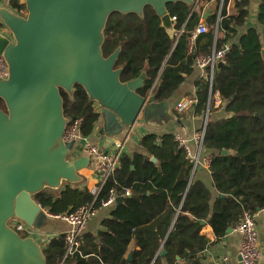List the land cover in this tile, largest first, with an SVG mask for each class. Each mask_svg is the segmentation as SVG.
Segmentation results:
<instances>
[{
    "label": "trees",
    "instance_id": "16d2710c",
    "mask_svg": "<svg viewBox=\"0 0 264 264\" xmlns=\"http://www.w3.org/2000/svg\"><path fill=\"white\" fill-rule=\"evenodd\" d=\"M212 1L200 0L197 6L184 1L167 4L171 17H176L175 30L184 29L177 39L169 35L152 6H145L142 17L135 12H114L105 27L103 53L107 57L121 47L115 66L122 68L121 80L146 73L140 93L151 91L161 102L192 73L198 56L230 46L212 85L213 94L218 92L221 100L218 108L224 107L228 115L208 120L204 139L211 154L214 191L195 178L193 164L174 134L148 133L139 142L146 154L123 153L99 196V207L112 189L122 197L103 218V229L96 234L83 232L80 252L66 259L65 234L53 236L42 246L48 264H203L202 253L210 241L201 233L202 221L221 239L239 224L244 211L257 213L264 206V0L259 4L258 26L240 32L249 18L252 0L235 2L233 14L227 12L225 0L220 21L217 23L215 12L207 21L209 31L192 41L205 6ZM9 5L18 14L26 13L21 0H9ZM196 88V109L206 112L209 106L212 111L215 101L213 95L210 101L208 79L199 78ZM61 94L65 115L70 120L81 118L82 133L91 134L100 118L95 102L81 85L75 86L73 96L63 89ZM0 108L6 110L2 98ZM92 198L88 187L72 184L34 195L51 214L70 212ZM164 249L167 252L161 256Z\"/></svg>",
    "mask_w": 264,
    "mask_h": 264
},
{
    "label": "water",
    "instance_id": "95a60500",
    "mask_svg": "<svg viewBox=\"0 0 264 264\" xmlns=\"http://www.w3.org/2000/svg\"><path fill=\"white\" fill-rule=\"evenodd\" d=\"M177 1L196 5L195 0H21L24 14L0 7L1 26L10 34L0 31V56L9 68L8 77H0V98L6 106L0 108V264H48L41 244L32 236L23 237L9 221L18 218L38 227L48 214L34 195L80 183V170L90 165L88 156L69 158L75 142L63 137L70 119L61 89L73 96L75 86L81 85L126 128L142 114L146 117L157 102L155 94L140 93L146 73L121 80L122 68L115 67L121 47L104 56L109 16L135 12L142 17L145 6H152L174 38L167 4ZM212 13L208 8L204 21Z\"/></svg>",
    "mask_w": 264,
    "mask_h": 264
},
{
    "label": "crops",
    "instance_id": "0c3cea01",
    "mask_svg": "<svg viewBox=\"0 0 264 264\" xmlns=\"http://www.w3.org/2000/svg\"><path fill=\"white\" fill-rule=\"evenodd\" d=\"M260 1L261 0H252L249 6V18L245 25L240 29V32H244L251 26H258L257 17ZM2 6L11 8L9 0H0V7ZM208 8L212 9V15L215 12L218 13V1L214 0L210 2L209 6L204 9L203 14ZM227 12L230 14L236 12L235 2H227ZM202 20H204L203 17ZM207 21L206 23L208 24ZM0 31L10 36L8 31L2 26L0 27ZM201 77H204V71L195 66L192 73L186 77L185 81L169 99L151 104L148 115L144 117L142 114L132 128L124 127L113 112L101 109L95 103L96 108L100 113V118L95 124L92 133L88 135L90 140L101 149H105L107 151H113L118 145H120V143H122L123 149L121 156L123 153L132 155L135 152L146 154V151L142 149L139 142L140 139L148 133H156L158 135L165 133H181L183 135L190 136L204 125L205 119H207V121H216L227 116L228 113H226L224 107L218 108L216 105L210 112L209 109H207L206 112H201L196 109V107L185 111H179L177 109V104L183 100V98L190 96L195 92L197 89L196 82ZM204 151L208 153L205 147ZM79 173L83 177L82 181L77 184H72V186L78 185L79 187L86 186L90 188L93 178V164L91 163L89 166L81 169ZM193 173L196 179L202 180L212 191H214L209 167L199 166L193 171ZM111 207L98 208L95 215L85 226L84 232L89 231L96 234L99 230H102V220L109 215ZM255 219L262 251V257L259 260V264H264V213L260 211L255 213ZM202 225L203 228L201 233L204 234L210 241V245L206 247L202 253L203 264H216L223 258H227L231 264H242L240 256V249L243 240L242 233L235 230V228H232V232L227 231L224 237L217 239L214 235L213 228L209 223H206L205 221V224ZM69 227V224L65 221L56 220L46 215L43 217V220L37 228L47 232L50 236H55L66 232ZM164 264L167 263L164 262Z\"/></svg>",
    "mask_w": 264,
    "mask_h": 264
},
{
    "label": "built area",
    "instance_id": "2783aa9c",
    "mask_svg": "<svg viewBox=\"0 0 264 264\" xmlns=\"http://www.w3.org/2000/svg\"><path fill=\"white\" fill-rule=\"evenodd\" d=\"M200 0H195L196 5ZM225 0H219V12L217 23L221 18V9ZM228 2H237L241 0H227ZM210 2L206 4L205 9L209 6ZM174 25L176 22V17L172 16ZM184 29L175 30L174 37L179 38L183 33ZM209 31V26L204 20H200L199 24L193 30L191 35V40L194 41L198 35L206 33ZM218 35V25L216 26V36ZM230 50V46L227 44L220 50L214 49L210 55L198 56L195 59L194 66L201 68L204 71V77L208 79L210 83L209 97L210 101L212 95L214 96L215 105L218 106L221 102L219 93L213 94L212 85L214 82V74L218 68L219 62H224L227 52ZM9 75L8 64L5 59L0 56V77L7 78ZM195 92L183 98L178 104L177 109L179 111L190 110L195 107L199 99ZM151 94V91L149 92ZM209 101V104H210ZM209 109V106L208 108ZM82 119L70 120L65 133L64 139L66 141H74L75 145L71 150L69 158L71 160L81 158L82 156H88L91 158V163L93 164V178L91 181L90 192L93 196L92 200L86 204H83L70 212L51 214L47 213L50 217L56 220H62L69 224V229L64 232L65 240L67 243V251L64 255V259L68 256L73 255L76 252H80L81 236L84 232L85 226L95 215L98 208H109L117 200L118 194L115 189H112L110 195L107 199L101 201L100 207L98 206L99 196L107 184L108 180L113 176L117 168V163L121 157L123 145L120 143L113 151H107L101 149L98 145L94 144L88 135H85L81 131ZM206 125L205 123L199 129H197L190 136L183 135L181 133L174 134L175 140L178 143L179 148H182L186 152V157L193 164V169L195 170L199 166L209 167L211 163V154L204 151V139L206 135ZM90 163V164H91ZM126 194H130L129 190H126ZM264 213V206L259 210ZM13 221V223H12ZM9 225L14 228L19 234H25L26 236L34 237L41 246L46 245L50 239L47 232L41 229L30 226L26 222L13 218L9 221ZM235 230L239 231L243 235L242 245L240 249V256L242 264H259V260L262 257L260 239L258 227L255 219V213L249 211H244L239 224L235 227ZM63 259V260H64ZM216 264H231L227 258L221 259Z\"/></svg>",
    "mask_w": 264,
    "mask_h": 264
},
{
    "label": "rangeland",
    "instance_id": "374dc122",
    "mask_svg": "<svg viewBox=\"0 0 264 264\" xmlns=\"http://www.w3.org/2000/svg\"><path fill=\"white\" fill-rule=\"evenodd\" d=\"M12 223H13V221H12Z\"/></svg>",
    "mask_w": 264,
    "mask_h": 264
}]
</instances>
